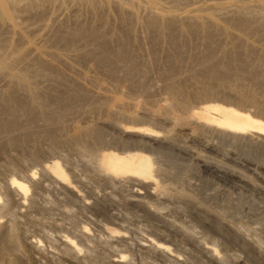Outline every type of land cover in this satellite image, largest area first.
Returning a JSON list of instances; mask_svg holds the SVG:
<instances>
[{"label": "bare ground", "instance_id": "6f19581e", "mask_svg": "<svg viewBox=\"0 0 264 264\" xmlns=\"http://www.w3.org/2000/svg\"><path fill=\"white\" fill-rule=\"evenodd\" d=\"M214 1L217 3L212 0L199 5L200 0H195L193 6L188 8L189 0H0V29L7 30L10 36L13 35L8 36L11 38L8 39L9 44L3 49L0 47V82L5 84L3 89H0V134L2 136L0 140H3L4 144L7 142V145L18 146L17 148L29 155L32 159L30 162L33 161L36 164L32 165V163V167H29L31 165L27 167L25 162L27 160L22 156V159L17 158L15 161L17 165L10 162L7 166H0V175L15 169L12 171V173L15 172L13 175L0 181V264H26L27 256L24 257L26 254H24V247L40 252L41 240L32 239L23 233L21 227L25 221L30 224V227L33 225L41 228L46 237H50L46 231L47 226L54 227L58 232L57 240L62 246L61 258L49 259L47 264H96L86 257V249L83 246L86 242L95 243V241L92 242L91 235L94 232H91L93 230L89 227L91 225H83L82 230L80 228V232L77 231L79 234L73 235L63 223L52 222V217H44L42 214L51 211L48 207L51 202L39 201L43 192L51 194V197L52 192L58 193L60 196L58 205L61 203L66 205L62 208L63 215L72 213L69 206L73 205L76 208H72L76 209L74 211L77 213L78 211L91 212V214L107 216L108 222L105 225L97 222L99 218L96 215L93 219L95 223H92L98 229L100 228L97 229L98 231H102L101 239L106 247L123 244L129 249L135 248V251L152 253L160 262L185 263L184 254L181 255L179 251H176L170 244L172 241L167 242L165 236L157 237L148 234L149 236L145 235L146 238L143 237L142 243L140 241L131 243L132 236L129 237L131 231L123 222L125 218L123 219V215L119 213H113L116 207L125 206V208L141 210L147 216L165 223L168 226L166 232L169 236L174 235L186 241L209 264H248L242 259L244 257L237 256L239 253L235 256L228 255L216 245L204 243L194 232L171 223L161 210L150 203V201L162 200L167 195L169 188L166 185L168 182L166 179L171 174L167 159L170 156L174 160L181 157L179 156L181 154L187 156L194 161V166L202 173L201 177L204 173L220 181L229 180L238 183H244L248 179L247 175L254 179H264V165H259L258 161L255 163L251 159L239 160L238 156L230 157L231 155H225L221 148L226 145L228 148L242 146L264 152V99H261L255 91L242 95L236 90L237 87L245 86L244 82V84L239 82L245 79L242 76V70V75L237 71L239 66L235 67L237 69L236 71L233 69V72L228 66L220 65V70L214 66L208 75L189 69V75L185 80L191 83L190 91H185L186 89L184 90L181 85L177 86V82L168 83L162 90L166 91V98L170 101H165L161 107L156 106L157 99L155 100L154 96L161 88L153 80L152 71L156 69V72L162 76H158L159 79L167 80L168 70L164 72L165 69L162 70V68L173 67L177 62V56H181L180 52L192 42L193 37L199 38V41L201 39L202 44L209 47L215 39L219 38L222 42L224 41V49L221 52L226 56L233 53L236 55L241 49L246 56L259 51V54H262L261 62L264 61V45L259 47V44L257 46L249 41V35L252 33L258 36V38L254 37L256 40L264 37V0H254L255 4L247 0H236L231 4H227L226 1L222 4L218 3L219 0ZM56 8L59 10L64 8L63 10L67 13L70 10L77 13L86 11L91 15L90 24L84 23L81 17L76 16L72 24H70L71 21L67 22L68 19L59 20L54 11L53 14L50 11ZM47 12L51 14V18L48 17ZM112 12L117 13L115 19L111 17ZM46 13L49 23H35L38 26L31 25L33 28L28 24V26L24 25L25 18L43 14L45 16ZM228 22L236 26L237 30L243 31L242 34L231 32ZM137 27L146 28L147 31H145L152 35V40L150 39L151 42H149L151 53H148L151 56L150 60L143 50L144 43L149 40L145 42L146 39L140 37L144 42H141L142 49L139 47L141 40L138 41L136 34L139 29L134 31ZM234 27L233 30L236 31ZM3 29L2 31L5 32ZM29 34L37 36L33 39L29 37ZM252 35L253 38L254 35ZM45 38H51L55 45L64 41L66 44L63 42V45L66 47L71 40L75 42V40L84 39L83 43L92 45L93 48L91 46L89 49V46L82 43L80 44L82 49L83 45L87 48L79 50L80 48L74 49V47L71 51L69 50L68 55H65V53L62 54V50V53L61 51L58 53L57 49L58 52L52 51L55 47L50 50L48 43L46 47V42L43 44L41 42L42 46L37 43ZM52 42H50L51 46ZM44 44L46 46H43ZM188 45L189 48L190 45ZM208 49H205L206 52ZM209 52L210 49L207 53ZM214 52L211 54H215ZM72 58L79 62L93 58L95 62L90 66H84L85 64L81 65L78 62V65H75V62L71 63ZM232 60L235 59L232 58ZM241 61L243 62V58ZM249 61L247 59V62ZM236 62L238 64L239 61ZM88 63L90 64V61ZM153 65H155L154 68ZM258 65L261 66L259 63ZM258 72L260 73L261 70ZM233 81L239 83L238 85L237 82L235 83L237 87L231 88L232 92L229 89L230 92L225 91L226 88L232 87ZM262 83L261 86L264 85ZM254 85L256 86V83ZM261 86L257 87L261 89L263 88ZM231 97H234V100ZM194 100L203 101L206 106L190 110L188 104ZM248 108H254V114ZM160 120H164V124L167 123V129L152 123L161 122ZM182 135L197 145V148L192 149L191 154L185 150L188 148H184L186 154L178 152L177 155L171 147L172 143L174 144L175 141L177 143L176 138ZM183 141L186 140L183 139ZM178 143L173 147L179 145ZM1 148L0 150L3 151V147ZM59 150L75 153L78 156V165L71 161L70 154L61 155L60 152L63 151L59 152ZM41 153L52 155V158L42 162ZM230 166L231 169L227 168ZM171 186L174 187V185ZM188 188L190 190L185 189L183 193L193 197V194L197 193L194 192L195 187H193L194 190H191L190 186ZM180 190L182 192V189ZM183 193L181 194L185 198L186 195ZM49 194H46L47 197ZM194 198L197 197L194 196ZM84 216L83 218H86ZM106 221L105 217L104 223ZM118 222L123 224L120 225ZM72 227L74 228L73 224L70 228ZM228 231L232 237L241 239V242L254 244L256 248L253 250L255 249L257 257L264 258V248L258 240H254L255 237L252 239L247 235L248 233L245 234L236 227H229ZM53 236L56 237L55 233ZM248 244H246L247 247ZM130 257L132 258L128 253L119 252L113 259H109V264H132V259H136V256L132 259Z\"/></svg>", "mask_w": 264, "mask_h": 264}, {"label": "rangeland", "instance_id": "374dc122", "mask_svg": "<svg viewBox=\"0 0 264 264\" xmlns=\"http://www.w3.org/2000/svg\"><path fill=\"white\" fill-rule=\"evenodd\" d=\"M211 2H212V0H210ZM209 0L207 1V0H200V3H199V5H204L206 2H210ZM216 1H218V0H216ZM220 1V0H219ZM218 1V3H220V4H222V2H227V4H231V3H234V1H236V0H221L220 2ZM232 1V2H231ZM248 2H251L252 4H255V1L254 0H247ZM195 2V0H189V2L187 3V4H189L188 5V8H190V7H192L193 6V3ZM203 2V3H202ZM213 2H215L214 0H213ZM202 3V4H201ZM215 3H217V2H215ZM195 5V4H194ZM64 9V8H63ZM59 10L58 8H56V9H53V10H50V11H52L51 12V14H53V11H54V14H55V16H56V18L58 17V19L59 20H67V22L69 21H71L70 22V24H72V20H74L76 17H81L80 19H81V21H83L84 23L85 22H87L88 24H90V21H91V15L88 13V12H86V11H83V12H85V13H83L82 11L79 13H77L76 11L74 12V10H70V12L68 11V13L65 11V10ZM184 9H186V7H184ZM183 9V10H184ZM49 11V12H50ZM60 11V12H59ZM49 12H47L49 15H48V17L50 16V18H51V14L49 13ZM47 13H46V15L44 16V14L43 15H36V16H29L28 18H25L26 19V21H25V19H24V25L25 26H28L29 25V27L32 25L33 27L34 26H38V24H43V23H49L48 21H50L49 20V18L47 17ZM83 13V14H82ZM86 13H88V14H86ZM79 14V16H77ZM112 14L113 15H111V17H112V19H115L116 18V16H117V13L116 12H112ZM114 14H115V16H114ZM82 15V16H81ZM89 15V16H88ZM53 16V15H52ZM70 16V17H69ZM76 16V17H75ZM85 16V17H84ZM32 17V18H31ZM34 17H35V19H34ZM38 17V18H37ZM41 17H44V18H41ZM114 17V18H113ZM47 18H48V21H47ZM29 21H28V20ZM41 20H43V21H41ZM46 20V21H45ZM87 20V21H86ZM23 21V20H22ZM34 21V22H33ZM45 21V22H44ZM43 22V23H42ZM68 22V23H69ZM113 22V21H112ZM23 23V22H22ZM35 23H38V24H35ZM86 23V24H87ZM28 24V25H27ZM69 24V25H70ZM227 24H229V26L228 27H230L231 29V32H233V33H238V34H242V32L243 31H239V30H237L238 28L236 27H234V25L232 24V23H230V22H228ZM231 25V26H230ZM31 26V28H33ZM72 26V25H71ZM233 27H234V29H236V31L235 30H233ZM0 28H1V26H0ZM30 28V29H31ZM128 29H130V27H127ZM132 28V27H131ZM3 29V28H2ZM2 29H0V39L1 38H3V39H1V40H4V41H1L0 40V42H2L1 43V45H0V47L3 49V47L5 46V45H7V44H9V38L11 37V36H13L12 34H11V36L7 33L8 31L6 30H4L5 32H3L2 31ZM135 29H139V31H136V34L138 35V41L139 40H141L140 41V45L141 46H139L141 49H142V47H143V42H144V40L146 39V41L145 42H147L148 40V44L147 43H144L145 45H144V47H143V50H144V53H147L146 55L148 56V59L150 60V55H148V53H151V43H149V42H151V40H152V35H151V33L150 32H146L147 30H146V28H140V27H137V28H134V31H135ZM143 29V30H142ZM131 30H133V29H131ZM146 30V31H145ZM30 31V30H29ZM238 31V32H237ZM3 32V33H2ZM139 32V33H138ZM240 32V33H239ZM145 33H147V34H145ZM235 33V34H236ZM1 34L3 35V36H1ZM145 34V35H144ZM175 34V33H174ZM254 36H253V35ZM251 35L253 36V38L251 37V35H249L250 36V38H249V36H248V38H249V41H251V43H254L255 45H257L258 46V44H259V47H262L263 45H264V37L262 38V37H260L259 38V40H256V39H254V37L256 38H258V36H256L254 33H252ZM147 35V36H146ZM8 36H10V37H8ZM32 37L33 39H35L36 38V36L37 35H34V34H29V37ZM4 37L6 38V39H4ZM30 37V38H31ZM140 37H142V38H140ZM149 37V38H148ZM175 37V36H174ZM140 38V39H139ZM148 38V39H147ZM216 38H218V37H216ZM11 39V38H10ZM46 39V41H44ZM43 41H41V40H39V41H37V43L39 44V45H41V42H42V44H43V42L47 45V43H48V45H49V48H51L50 50H52L54 47V49L52 50V51H56V52H58V53H60V51L62 50L63 51V53H62V51H61V53L62 54H64L65 53V55H68L69 54V52L72 50V48H74V49H79V50H83L84 49V47L85 48H87L85 45H87V46H89L88 48L89 49H91V48H93V46L92 45H88L87 43H83V41H84V39H81V40H75V42H79V41H81L80 43H75L73 40H71V41H69V45H67V47H66V45H63L64 43L63 42H61L60 44L58 43V44H54L50 39L51 38H45ZM151 39V40H150ZM263 39V40H262ZM8 40V41H7ZM87 40V39H86ZM85 40V41H86ZM143 40V41H142ZM192 42L190 43V42H188V43H190L188 46H189V48L187 47V45H186V47L183 49L184 50V52H183V50L180 52V57H179V55L177 56V62L173 65V67L172 66H170V67H168V66H166V67H164V68H162V70H164V72L166 71V69L168 70V72L167 73H169V75H168V79L166 80H162L163 78H161V79H159V77H162L161 75H159L157 72H156V69H154L153 71H152V77H154L153 78V80L155 81V83L157 84V85H159V87L161 88L160 90H159V92L154 96V98H155V100L157 99V103H156V106H158V107H161L162 105H164L165 104V101H170L169 100V98H166L167 96H166V91L164 92V90H162V89H164L165 88V86H166V84H168V83H170L171 84V82L172 83H178L177 84V86L178 85H181L183 88H184V90L185 91H187V92H189L190 91V82L187 80V82H189V83H187L186 82V80L185 79H187V76L189 75V72H188V70L189 69H195L196 71H198V72H202V74L203 75H208V74H210L209 73V71L211 70V69H214V66H216V68L218 69V70H220L219 68H221L222 66H228L229 68L231 67V69H232V72H233V69H234V71H236V69L238 68L237 66H239V69L237 70V71H239L240 72V74L242 75V72H243V77L245 78V79H242V81H239V82H244L243 84L247 87H245L244 85V87H237L236 85H235V83L237 82V81H235V83H234V81L232 82L233 84H232V87H230V88H226L225 89V91H228V92H230L229 90H231V88H235V87H237L236 88V90L238 91V92H240L242 95H244L245 93H250V92H253V91H255L256 92V94L262 99H264V85H262L261 86V82H263L262 84H264V81H263V78H264V70H263V68H264V61L263 62H261V60H262V54H259L260 52L259 51H256V52H254L252 55H247L246 56V54L243 52V50L241 49L240 50V52L238 51L237 53H236V55H235V53H233V54H228L227 56L226 55H223L222 53L223 52H221L222 51V49H224L223 47H224V41L222 42V40H220L219 38H218V40L217 39H215V43L213 42L212 43V45L209 47V46H205V45H203L202 44V41H201V39H200V41H199V38H197V37H193L192 39ZM253 40H254V42H253ZM11 41V40H10ZM48 41H50V42H52V46H51V43L50 42H48ZM218 41V42H217ZM260 41H262L261 42V44H260ZM67 42V41H66ZM73 42H74V44H73ZM142 42V43H141ZM198 42H200V43H198ZM219 43L218 45H217V43ZM220 42H222V43H220ZM82 43L83 44H85V45H83V49H82V47H81V45H82ZM257 43V44H256ZM3 44V45H2ZM43 45V46H46V45ZM66 44V43H65ZM77 44H79V45H77ZM81 44V45H80ZM146 44H147V46H146ZM192 44V45H191ZM196 44V45H195ZM198 44H200L199 46H200V49H199V46H198ZM215 46H214V45ZM220 44H223V45H221L220 46ZM48 45L46 46V47H48ZM55 45V46H54ZM60 45V46H59ZM71 45V46H70ZM72 45H74V46H72ZM261 45V46H260ZM42 46V45H41ZM59 46V47H58ZM65 46V47H64ZM77 46V47H76ZM80 46V47H79ZM92 46V47H91ZM146 46V47H145ZM205 47V49L207 50L208 48L210 49V52L209 53H207L208 51H209V49H208V51L206 52V50L204 49V47ZM212 46H214V48L212 47ZM216 46H217V48H216ZM56 47H58V48H56ZM61 47H63V48H61ZM69 47V48H68ZM91 47V48H90ZM203 47V48H202ZM212 47V48H211ZM218 47H220L219 49H218ZM1 48H0V51H1ZM48 48V49H49ZM68 48V49H67ZM145 48V49H144ZM147 48V49H146ZM186 48H188V49H186ZM192 48V49H191ZM196 50H198V51H196ZM58 51H57V50ZM66 49V50H65ZM150 49V50H149ZM186 49V50H185ZM213 49V50H212ZM215 49H217V50H215ZM221 49V50H220ZM66 52H65V51ZM70 50V51H69ZM146 50H148V51H146ZM193 50V51H192ZM205 50V52H201V51H204ZM214 50H215V52H214ZM187 51H189V52H187ZM212 52H214L215 54H211ZM241 52H243L242 54H240ZM200 53H201V55H200ZM185 54H188V55H184ZM196 54V55H195ZM206 54L208 55L207 57H206ZM210 54V55H209ZM240 55V57H238L239 55ZM243 54H245L244 56H243ZM205 57H204V56ZM256 55V56H255ZM146 56V57H147ZM189 56V57H188ZM200 56V57H199ZM230 56V57H229ZM243 56V57H242ZM246 56V58L248 59V61L249 62H247V59L245 60V57ZM250 56H252V57H250ZM260 56V57H259ZM184 59H183V58ZM185 57H187V58H185ZM202 57V58H201ZM204 57V58H203ZM218 58V59H216V58ZM249 57V58H248ZM254 57V58H253ZM258 57V58H257ZM180 58V59H179ZM182 58V59H181ZM191 58H192V61L194 62V63H192V61H190L191 60ZM193 58H195V59H193ZM206 58V59H205ZM224 59V60H222V59ZM226 58V59H225ZM232 58L233 59H235L236 61H239L238 62V64H237V62L234 60H232ZM243 58V62L241 61V59ZM252 58V59H251ZM259 58H261L260 59V62H258L259 60ZM88 59H90V60H85V61H87V62H85V61H83V62H79L78 60H76V59H73L72 58V60H71V63H74L75 65H78L77 64V62L80 64L81 63V65L82 64H85L84 66H90V65H92V64H94V59L92 58V60H91V58H88ZM179 59V60H178ZM214 59H216L217 61L219 60L220 62H221V60H222V62L221 63H219V61H218V63H217V61L216 60H214ZM229 61H228V60ZM151 60H152V58H151ZM202 61V63H201V61ZM203 60H204V62H203ZM210 60V61H209ZM227 60V61H226ZM230 60H232L231 62H230ZM245 60V61H244ZM90 61V64L88 63ZM92 61H93V63H92ZM188 61V62H187ZM209 61V62H208ZM216 61V62H215ZM252 61V62H251ZM256 61V62H255ZM200 62V63H199ZM211 62V63H210ZM224 62H226V63H224ZM228 62H230V63H228ZM244 62H246V63H244ZM261 65L260 67H259V65L257 66V64L258 63ZM180 64L179 66H178V64ZM183 63V65H181ZM191 65H190V64ZM196 63V65H194ZM205 63H208V64H205ZM234 63H236V64H234ZM243 63V64H242ZM262 63H263V65H262ZM187 64V65H186ZM193 64V65H192ZM201 64V65H200ZM234 64V65H233ZM255 64H256V66H255ZM217 65H219V67L217 66ZM220 65H221V67H220ZM154 66L155 65H153V68H154ZM256 67V69H255V67ZM176 67V68H175ZM212 67V68H211ZM235 67H237V68H235ZM244 67V68H243ZM259 67V68H258ZM170 68V69H169ZM206 68V69H205ZM215 68V69H216ZM243 68V69H242ZM174 69H175V71H174ZM177 69V70H176ZM187 69V70H186ZM208 69V70H207ZM216 69V70H217ZM257 69H260L261 70V72L263 73V74H261L260 75V73L258 72L257 73V71H260V70H257ZM241 70H242V72H241ZM244 70V71H243ZM252 70H254V71H252ZM263 70V71H262ZM170 71V72H169ZM171 72H173V74L171 73ZM207 72V73H206ZM255 74H254V73ZM171 73V74H170ZM235 73V72H234ZM254 74L253 76H252V74ZM258 74V75H257ZM159 76V77H158ZM257 76V77H256ZM259 76V77H258ZM242 77V78H243ZM260 77H262V78H260ZM155 78H156V80H155ZM247 78H248V80H247ZM253 78H255V79H253ZM180 79H181V81H180ZM259 79V80H258ZM261 79V80H260ZM168 80H169V82H168ZM175 80V81H174ZM179 80V81H178ZM246 80V81H245ZM256 81H259V82H256ZM180 82V83H179ZM185 82V83H184ZM1 84H0V89H3V87L5 86V84H4V82H0ZM174 83V84H175ZM256 83V86L254 85ZM237 85L239 84L238 82L236 83ZM184 85V86H183ZM234 86V87H233ZM255 86V87H254ZM257 86H261V87H263V88H259V87H257ZM229 89V90H228ZM263 89V90H262ZM262 92H261V91ZM162 91V92H161ZM233 90H231V92H232ZM260 93H262L261 95H260ZM261 96H263V97H261ZM231 99L232 100H234V97H231ZM158 104V105H157ZM188 106H189V108H190V110H192V109H199V108H204L205 106H206V104L203 102V101H196V100H194V101H190L189 102V104H188ZM248 110L252 113V114H254V112H255V109L254 108H248ZM161 121V120H160ZM164 120H162L161 122H158V121H155V122H152L154 125H160L161 127H165L166 129H167V123H165L164 124V122H163ZM159 124H158V123ZM163 122V123H162ZM162 123V124H161ZM1 134H0V139H1ZM186 137L185 136H178L176 139H178L177 140V143L179 144V145H177L176 147L174 146L173 147V145L175 144H177L176 143V141L174 142V144L172 143V145H171V147L175 150V152H176V154L178 155L179 153H185L186 154V151H184V148H188V149H185V150H187V153L188 154H191L192 152V149H195V148H197L196 146V144H194L193 142H191V141H189L187 138L185 139ZM183 139L184 140H186V141H183ZM180 140V141H179ZM3 142V140L1 141L0 140V146L1 147H3V151L2 150H0V166H7V165H9L10 164V162L11 163H14L15 165H17L16 163L17 162H15L16 160H17V158H23L22 156H24V158H25V160H27V161H25L26 162V164H27V167H28V165H31L32 163V165H36L33 161L32 162H30V160H32L30 157H29V155H27L25 152H23V150H21L20 148H17L18 146H15V145H7V142H5V144L4 143H2ZM182 146H181V145ZM3 145H5V147L6 146H8V147H4ZM185 145V146H184ZM14 146V147H13ZM0 147V148H1ZM45 147H46V145H45ZM224 147H225V149H224ZM235 147V148H234ZM7 148H10V149H7ZM11 148H12V150H11ZM189 148H191V150L189 149ZM224 151V153H226L225 155H231L230 157H237L239 160H249V159H251V161L253 160L255 163L257 162V164L259 163V165H264V152H261V150H257V149H251V148H249L250 149V151H249V149H248V147L246 148V147H242V146H230L229 148H228V146L226 145V146H222L221 147ZM228 148V149H227ZM238 148V149H237ZM2 149V148H1ZM14 149V150H13ZM6 150V151H5ZM184 151V152H182V151ZM248 150V151H247ZM10 151H11V153H10ZM60 151H63V150H59V152ZM5 152V153H4ZM9 152V153H8ZM179 152V153H178ZM1 153H3V154H1ZM25 153V154H24ZM61 153V155H67L68 156V154H70L69 155V157H71L72 158V162H75L77 165H78V156L75 154V153H73L72 152V154H71V152L69 153V152H66V151H63V152H60ZM65 153H68V154H65ZM8 156H7V155ZM239 154V155H238ZM2 155V156H1ZM58 155V153L56 154V156ZM5 156V157H4ZM18 156V157H17ZM179 156H181V157H178V159L176 158L175 160L174 159H171V156L167 159V163H168V166H169V171L171 172V174L168 176V178L166 179V181L168 180V182H166V185L168 186V188H169V190H168V192H167V195L162 199V200H155V201H150V203L152 204V205H154L156 208H158L159 210H161L162 212H163V214H164V216H165V218L168 220V221H170L171 223H173V224H175V225H178V226H181V227H184L185 229H187V230H190V231H192V232H194L195 233V235H197V237L200 239V240H203V242L204 243H208V244H214V245H216L221 251H224V252H226L228 255H233V256H235V255H237V253H239L237 256H242V257H244V258H242V259H244L245 261H246V263H248V264H264V258L263 257H257V253L256 252H254V250H253V248H256L255 247V245L254 244H248V243H243V242H241L242 240L241 239H236V238H234V237H232L231 235H230V233H229V231H228V228L229 227H233V228H237V229H239L240 231H242L243 233H245V234H247V235H249L252 239H254V237H255V241H259V243H261L262 244V247L264 248V179L263 180H261V179H258V178H251V176L250 175H247V177H248V179H246L245 180V182L244 183H238V182H232V181H220L219 179H217V178H215V177H213V176H206L204 173H203V176L201 177V175H202V173H200L199 171H198V168L196 167V166H194V161H192L191 159H189L187 156L185 157L183 154H181V155H179ZM184 156V157H183ZM2 157V158H1ZM40 157H41V161L42 162H47L48 160H50V158H52V155H46V154H40ZM75 157V158H74ZM5 158V159H4ZM9 158H11V159H9ZM16 158V159H15ZM43 158V159H42ZM71 158H69V159H71ZM172 158H175V157H172ZM179 158H180V161H179ZM227 158H228V156H227ZM75 159H76V161H75ZM189 159V160H188ZM6 160V161H5ZM12 160H13V162H12ZM74 160V161H73ZM174 160V161H173ZM187 160V161H186ZM191 160V161H190ZM261 161H262V163H261ZM192 162V163H191ZM30 163V164H29ZM192 164V166H189V165H191ZM32 165L31 166H29V167H32ZM231 165V164H230ZM227 168H229V169H231V166L230 167H227ZM197 169V170H196ZM13 170H15V169H12L11 170V172H9V173H2V175H0V181H2V180H5V179H3V178H6L7 179V177H10L11 175H13L14 173H12V171ZM192 170V171H191ZM198 171V172H197ZM183 172V173H182ZM197 172V173H196ZM242 172H244V170H242ZM196 173V174H195ZM198 173H200V174H198ZM10 174V175H9ZM186 176V177H185ZM170 178V179H169ZM185 178V179H184ZM209 178V179H208ZM2 179V180H1ZM251 179V180H250ZM258 179V180H257ZM173 180V181H172ZM183 180V181H182ZM186 180V181H185ZM204 180V181H203ZM206 180V181H205ZM207 180H209V181H207ZM212 180V181H211ZM215 180V181H214ZM219 180V181H218ZM248 180H250V181H248ZM255 180V181H254ZM192 182V183H191ZM195 182V183H194ZM211 182V183H210ZM183 183H184V185H183ZM220 183V184H219ZM256 183H258V184H256ZM182 184V185H181ZM171 185H174V187L173 186H171ZM186 185V186H185ZM188 185V186H187ZM195 187V190H194V188L192 187ZM247 185V186H246ZM181 186V187H180ZM184 186H185V188H184ZM190 186V188H191V190H194V192H197V193H194L193 194V197L192 196H187V194L186 193H183V192H185L184 190L185 189H187V190H190L188 187ZM172 187H173V189H172ZM179 187V188H178ZM197 187V188H196ZM200 187V188H199ZM177 188V190H175ZM184 188V189H183ZM180 189H182V192H181V190ZM197 189V190H196ZM207 189V190H206ZM180 190V191H179ZM186 190V191H187ZM171 191H172V193H171ZM177 191H179V192H177ZM199 191H201V192H199ZM42 192V191H41ZM40 192V193H41ZM172 194V195H170V194ZM174 193H178L179 195L181 194V193H183L184 195H186L185 196V198H184V196L182 195H180V197H179V195L178 194H174ZM198 193H199V196H198ZM46 194H49V193H42L40 196L42 197H40L39 198V201L41 200V203H44V201H48V202H51V204H49L48 205V207L51 209V211L50 212H48L47 214L46 213H44V214H42V215H44V217H49V218H51L53 221L52 222H60V224L61 223H63L64 225H65V227H66V229L67 230H69V231H71L72 232V234L74 235H78L79 233H77V231H79L80 230V228H81V230H82V228H83V225L84 226H89V225H91V226H89L91 229H93V230H91V232H94V233H92V235H91V237H93L92 238V242L93 241H95V243H93V244H91V242L90 243H83V246H85V249H86V257L87 258H89L90 260L92 259L93 260V262H95L96 264H109V262H110V260L111 259H113L114 258V256H116V255H118L119 254V252H124V253H128L130 256H132V258L133 257H135L136 259H132L131 257V259H132V264H176V263H174V262H170V263H168V261H161L160 262V260L155 256V255H153L152 253H147V252H144V253H142V252H140V251H138V250H136L135 251V248L134 249H129L126 245H107L108 247H106L103 243H105L104 241H103V239H101L102 238V231L100 230V231H98L99 229H98V227H96L95 225H92V223L94 224L95 222H94V218H96V216H97V218H99V219H97V222L98 223H100L101 225H105V224H107V222H108V217L107 216H105L104 214H102V216L101 215H98V214H91V212H86V213H84V212H79L78 211V213L76 212V211H74V210H76V209H74V208H76L75 206H73V205H70L69 207H70V209H72V213H70V214H68V215H63L62 214V208L63 207H65L66 205L64 204V203H61V204H59L58 205V198H60V196H58V193L57 192H52V197H51V194H49V196L47 197V195ZM200 194H202V195H200ZM207 194H209V195H207ZM205 195H206V197H205ZM58 196V197H57ZM169 196H170V198H169ZM173 196V197H172ZM194 196H196L197 198L195 199L194 198ZM241 196V197H240ZM176 197H177V199H176ZM189 197H192V198H189ZM200 199H199V198ZM213 197V198H212ZM216 197V198H215ZM56 198V199H55ZM168 198V199H167ZM54 199H55V201H54ZM170 200V201H169ZM185 200V201H184ZM197 200V201H196ZM172 201V202H171ZM56 202V203H55ZM181 202V203H180ZM208 202V203H207ZM217 202V203H216ZM196 203V204H195ZM176 206H175V205ZM183 204V205H182ZM189 204V205H188ZM56 207H55V206ZM55 207V209H53L54 207ZM158 206V207H157ZM196 206V207H195ZM72 207H74V208H72ZM171 207V208H170ZM173 207V208H172ZM209 207V208H208ZM239 207V208H238ZM121 209V211H119L120 209ZM168 208H170V209H168ZM203 208V209H202ZM58 209H59V212H58ZM206 209V210H205ZM56 210V211H55ZM115 211H113V213L115 212V213H119V214H121V215H123L122 217H123V222L124 223H126V225L128 226V227H126V228H128V230L129 231H131V235L129 234V237L130 236H132L131 238H132V241H130L131 243H134V242H138L139 243V241H140V243H142L143 241H144V238L143 237H145L146 238V236L145 235H147V236H149V235H152V236H165V240H167V242L168 241H172V243L170 242V244L171 245H173L172 247L176 250V251H179V253L181 254V255H183V257H184V259H185V263H183V264H209V263H207V261H206V259H204L199 253H197V251H196V249H194L192 246L190 247V245L186 242V241H183L182 239H180V238H178V237H176V236H169L168 234H167V232H166V228H168V226L165 224V223H163V222H161V221H158L157 219H155V218H153V217H151V216H147L144 212H142L141 210H138V209H133L132 207H126L125 208V206L123 207V206H119V207H116L115 209H114ZM131 210V211H130ZM187 210V211H186ZM199 211V212H198ZM75 212L78 214H75ZM122 212V213H121ZM123 212H125V213H123ZM81 213V214H80ZM90 213V214H89ZM130 213V214H129ZM209 213V214H208ZM72 214V215H71ZM86 214H88V215H86ZM126 214V215H125ZM52 215V216H51ZM61 215V216H60ZM85 215V216H84ZM91 217H90V216ZM94 215V216H93ZM96 215V216H95ZM80 216V217H79ZM83 216L84 217H86V218H83ZM100 216V217H99ZM128 216V217H127ZM141 216V217H140ZM70 217H72L71 219L69 218V220H67L68 218ZM105 217H106V219H107V221H106V223H104L105 222ZM126 217H127V219H126ZM132 217V218H131ZM152 218V219H151ZM236 218H238V219H236ZM55 219H58V220H56L55 221ZM89 219V220H88ZM171 219V220H170ZM191 219V220H190ZM234 219V220H233ZM74 220V221H73ZM100 220V221H99ZM157 220V221H156ZM190 220V221H189ZM49 221H51V220H49ZM80 221V222H79ZM95 221H96V219H95ZM126 221V222H125ZM66 222V223H65ZM91 222V223H90ZM123 222H121L122 224H123ZM131 222V223H130ZM69 223H71V224H69ZM121 223L120 222H118V224H120L121 225ZM73 224V226H74V228L72 227V228H70V226ZM231 224V225H230ZM68 225V226H67ZM70 225V226H69ZM76 225V226H75ZM125 225V224H124ZM124 225H122V226H124ZM152 225H153V227H152ZM183 225V226H182ZM96 228H95V227ZM224 226H226V227H224ZM129 227L131 228V229H129ZM133 227V228H132ZM227 228V229H225L224 230V228ZM22 230H23V233H25L26 234V236L28 235V237H30V238H32V239H37V240H41V242H42V247L44 248H42V247H40V252L38 251H35V250H33L32 248H30V247H24V257L25 256H27L25 259H26V261H25V263L26 264H36L38 261L41 263V264H47V261L49 260V259H60L61 258V249H62V246H61V244L59 243V241L57 240L58 238V232L57 231H55L56 229L53 227H51V226H47L46 227V231L49 233V236L50 237H46L45 236V234H44V232H43V230L41 229V228H39V227H35V226H33V225H31V227H30V224L27 222V221H25L23 224H22ZM35 228V229H34ZM37 228H39V229H37ZM49 228V229H48ZM95 228V229H94ZM154 228H156V229H154ZM158 228V229H157ZM162 228H163V230H162ZM74 229H75V231H74ZM98 229V230H97ZM165 229V230H164ZM216 229V230H215ZM255 229V230H254ZM134 230V231H133ZM136 230V231H135ZM154 230V231H153ZM250 232H249V231ZM55 231V232H54ZM140 233H139V232ZM143 231V232H142ZM151 231V232H150ZM196 231V232H195ZM255 231H256V233H255ZM53 232V233H52ZM70 232V233H71ZM80 232V231H79ZM97 232H99V233H97ZM135 232V233H134ZM150 232V233H149ZM160 232V233H159ZM52 233V234H51ZM54 233H55V236L56 237H54L53 235H54ZM57 233V234H56ZM146 233V234H145ZM209 233V234H208ZM252 233V234H251ZM31 234V235H30ZM149 234V235H148ZM165 234H167V235H165ZM258 234V235H257ZM94 235V236H93ZM139 235V236H138ZM253 235V236H252ZM52 236V237H51ZM136 236H138V237H136ZM95 237L97 238V239H95ZM130 238V239H131ZM166 238H168V239H166ZM177 238V239H176ZM234 238V239H233ZM50 239V240H49ZM55 239H56V241H55ZM142 239V240H141ZM43 240V241H42ZM48 240V241H47ZM99 240V241H98ZM237 240V241H236ZM51 241H52V243H51ZM102 241V242H101ZM183 241V242H182ZM45 243V244H44ZM54 244V245H53ZM88 244V245H87ZM89 244H91V245H89ZM246 244H248V247H247V245ZM260 244V245H261ZM94 245V246H93ZM95 245H97V246H95ZM93 246V247H92ZM115 246V247H114ZM123 246H125V247H123ZM177 248H175V247ZM253 246V247H252ZM121 247V248H120ZM251 247V248H250ZM109 248H111V250H113V251H111V250H109ZM116 248V249H115ZM124 248H126V249H124ZM187 248H189V249H187ZM190 248H192L193 250H191ZM90 249H91V251H90ZM108 249V250H107ZM118 249H122V251H120V250H118ZM123 250H126V251H123ZM191 250V251H190ZM253 250V251H252ZM109 251V252H108ZM117 251H119L118 252V254H117ZM53 254V257H51V255ZM108 253V254H107ZM89 255H91V256H89ZM113 255V256H112ZM49 256V257H48ZM57 256V257H56ZM153 256H155V257H153ZM259 256V255H258ZM107 257V258H106ZM111 257V258H110ZM155 258H157V259H155ZM110 259V260H109ZM109 260V261H108ZM136 260V261H135ZM46 261V262H45ZM150 261V262H149ZM92 262V261H91ZM40 263H37V264H40Z\"/></svg>", "mask_w": 264, "mask_h": 264}]
</instances>
